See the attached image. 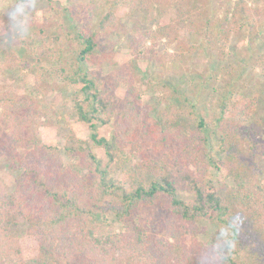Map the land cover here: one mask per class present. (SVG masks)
Returning a JSON list of instances; mask_svg holds the SVG:
<instances>
[{"label": "trees", "instance_id": "1", "mask_svg": "<svg viewBox=\"0 0 264 264\" xmlns=\"http://www.w3.org/2000/svg\"><path fill=\"white\" fill-rule=\"evenodd\" d=\"M263 1L106 0L110 9L99 31L117 27L115 7L146 23L167 13V33L152 36L154 47L168 34L184 45L202 39L220 53L232 35L248 32L250 41L258 39ZM52 12L60 16L54 7ZM22 44L51 64L37 69L26 90L0 85V151L22 171L13 191L0 180V264H199L201 223L220 225L233 217L239 227L229 264H264L257 98L229 91L212 115L165 111L154 124L133 75L87 70L99 44L83 22L55 35L41 32ZM4 53L0 75L29 66L8 45ZM256 66L264 78V58ZM121 85L123 98L116 94ZM59 86L73 88V113L91 129L88 138L71 134L62 145L44 141L42 106ZM112 122L119 149L96 133L98 125ZM126 149L136 161L123 170L119 162ZM17 228L27 233L14 235Z\"/></svg>", "mask_w": 264, "mask_h": 264}, {"label": "rangeland", "instance_id": "2", "mask_svg": "<svg viewBox=\"0 0 264 264\" xmlns=\"http://www.w3.org/2000/svg\"><path fill=\"white\" fill-rule=\"evenodd\" d=\"M104 1L37 0L41 11L29 39L41 32L54 35L67 32L73 30L77 21L83 22L90 33L96 35L99 44L95 57L86 65L87 70L95 75H133L142 90L143 110L154 124L165 111L174 115H189L193 111L201 114L204 111L212 115L219 101L224 100L229 91H235L244 98L255 97L258 99L256 128L260 131V144L264 151V133L260 125L261 122L264 127V78L260 69H256L257 61L264 58V27L259 29L260 36L254 42L249 40L248 32H244L241 37L232 35L229 45L221 49L223 51L220 53L211 49L202 39H187L188 44L184 45L172 40L168 34L161 35L154 47L152 36L164 29L166 32L170 22L167 13H156L146 23L139 15L128 14L130 10L115 7L113 11L117 13L118 25L110 32L102 33L99 31L100 20L110 9L109 6L105 7ZM246 1L251 4L259 2ZM53 7L59 11V17L52 12ZM4 30L5 26L0 27V61L6 58ZM9 47L29 66L6 70L0 75V85L8 89L26 90L34 84L37 69L49 67L51 63L48 59L36 56L22 41ZM149 84L154 85L151 91L147 90ZM125 93L126 87L121 85L116 94L123 98ZM73 94L72 87L59 86L55 93H50L45 99L42 106L47 125L42 129L45 142L62 145L71 134L82 139L92 134L91 129L79 123L73 113ZM96 129L99 136L107 138L115 148H121L115 122L106 126L98 125ZM135 159L133 153L126 149V155L119 162L121 169L129 168V162ZM256 163L264 169V155L257 156ZM121 171L112 179L116 181ZM21 175L22 171L13 168L10 158L0 151V180L7 190L13 191L17 187ZM259 182L264 187V175L260 176ZM212 227L208 220L201 223V240L210 235L208 229ZM26 233L25 228L13 231L14 235L20 237Z\"/></svg>", "mask_w": 264, "mask_h": 264}, {"label": "clouds", "instance_id": "3", "mask_svg": "<svg viewBox=\"0 0 264 264\" xmlns=\"http://www.w3.org/2000/svg\"><path fill=\"white\" fill-rule=\"evenodd\" d=\"M37 0H0V15L5 20L3 42L14 46L28 40L32 27L40 13ZM239 221L233 217L220 225L208 229L210 235L200 243L199 264H229L236 248V231Z\"/></svg>", "mask_w": 264, "mask_h": 264}]
</instances>
